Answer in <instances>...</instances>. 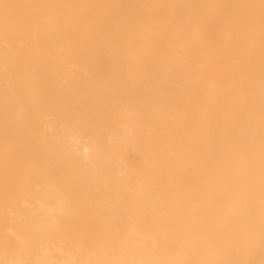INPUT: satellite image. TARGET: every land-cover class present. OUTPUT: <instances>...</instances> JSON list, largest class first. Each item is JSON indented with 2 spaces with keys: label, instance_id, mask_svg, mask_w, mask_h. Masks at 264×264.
Returning <instances> with one entry per match:
<instances>
[{
  "label": "bare ground",
  "instance_id": "6f19581e",
  "mask_svg": "<svg viewBox=\"0 0 264 264\" xmlns=\"http://www.w3.org/2000/svg\"><path fill=\"white\" fill-rule=\"evenodd\" d=\"M0 264H264V0H0Z\"/></svg>",
  "mask_w": 264,
  "mask_h": 264
}]
</instances>
